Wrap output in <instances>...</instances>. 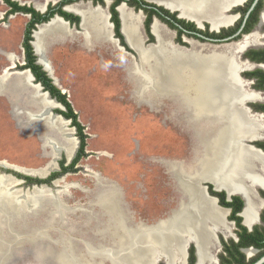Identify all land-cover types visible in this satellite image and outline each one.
Wrapping results in <instances>:
<instances>
[{"label": "rangeland", "instance_id": "374dc122", "mask_svg": "<svg viewBox=\"0 0 264 264\" xmlns=\"http://www.w3.org/2000/svg\"><path fill=\"white\" fill-rule=\"evenodd\" d=\"M14 1L42 12L49 4L61 0ZM69 8L86 10L90 7L87 3H75L66 8L74 12ZM7 10L0 0V174L12 178L6 186L2 183L3 193L9 188L28 193L37 185H30L25 178H49L53 172L60 171L59 163L63 159L69 166L76 158L79 140L71 122L57 113L64 110L63 106L53 103L39 86L34 85L32 74L20 69L24 64L22 44L30 15H6ZM140 15L134 18L144 49H155L173 38L168 27L156 20V41L149 42L143 29L144 17ZM37 30L34 37L37 57L45 56L52 79L67 95L88 138L86 156L78 162L74 172L61 175L50 186H37L48 187L51 195L47 191L49 197L43 200V210L36 211L27 222L31 228H36L37 236L42 237V231H45L43 236L55 243L61 235L71 238L78 247L84 242H101L104 251L99 262L113 264L110 254L117 253L120 233L108 230L111 226L109 216L97 201L100 191L108 187L117 189L119 204L129 225L153 226L167 220L183 199L174 170L184 168L192 159L196 142L185 127L180 104L177 121L170 118L169 108L173 102L177 103V98L171 99L168 95V66L163 64L160 68V76L166 85L159 87L158 82L152 81L140 84L136 80V75L140 74L130 73V66L139 63L137 52H128L114 42L97 39L89 24L76 27L57 17ZM255 39L256 36L246 39V48L257 45ZM239 53L241 51L236 55ZM236 55L234 63L238 67L235 73L243 83L238 74L250 67L238 62ZM14 84L18 85L17 89L12 87ZM247 88L263 98L255 101L257 104H264V90L256 92L254 84H248ZM261 124L262 137L253 138L258 141H264V118ZM255 175L263 180L264 168L255 165ZM247 182L254 184L251 179ZM258 189L251 190L255 194L256 214L261 208L260 212L264 210V204L256 194ZM58 203L60 213L56 210ZM8 219L14 223L12 216ZM257 219L256 216L250 226L258 225ZM208 226L213 245L208 248L204 264H216L214 260L217 262L221 248L219 236L229 239L230 230L234 232L235 226L230 225L229 232L212 230L213 226ZM103 228L107 229L104 237L103 232L102 236L96 233ZM8 236L5 232L2 238ZM45 238L42 242L54 244ZM33 251L34 247L25 243L24 251L14 256L10 264H35ZM182 253L185 259V248ZM165 255L162 251L155 255L154 264H167ZM181 256L174 264H182Z\"/></svg>", "mask_w": 264, "mask_h": 264}, {"label": "bare ground", "instance_id": "6f19581e", "mask_svg": "<svg viewBox=\"0 0 264 264\" xmlns=\"http://www.w3.org/2000/svg\"><path fill=\"white\" fill-rule=\"evenodd\" d=\"M154 1L171 9L179 10L185 17L208 18L216 27L229 22L228 19L222 17V12L228 5L232 7V3H237L239 0ZM205 8H210V12L207 13ZM70 10L83 18V25L88 26L89 24L90 30L95 32L96 37L107 38L106 32L108 33V31L103 28L101 12L85 9ZM121 14L126 38L130 46L138 52L140 58L138 65L131 68V73L134 76L136 72L140 74L136 75V80L140 84L152 81L151 83L158 82V86L161 87V84L166 85L167 83L160 76V68L163 64L168 66V95L171 99L177 98V103L173 102L172 107L169 108L170 118L177 121L179 114L177 106L180 104V112L187 118V121L189 119V124L196 126L195 134L199 139V149L196 163L193 166L191 165L188 169L181 168V166L174 170V176L187 195V200H181L178 208L171 213L168 219L156 225H129L127 217L124 216L120 207L117 189L108 187L100 191L97 201L109 216L111 226L108 230L111 233H120L116 244L117 253L110 254V258L113 264H154V256L162 251L164 255H167H165L167 264L168 260L169 264H174L182 254L185 242H187L185 240L195 236L199 264H204V260L208 257V248L213 245L211 229L208 224L213 226L212 230L217 228L223 231L229 230V225L227 219L224 220L227 212L216 208L215 203L213 204L202 193L198 183L203 181L201 179L213 180L214 177H219L227 180L228 183L223 186L229 191L227 192H242L247 200L248 208L247 210L245 208L246 212L245 210L243 212L246 218L244 223L252 224L256 217L253 212L255 204L249 191L244 189V182L251 179L253 182L264 184V181L258 178L254 172L255 161L262 162V166H264V154L248 147L245 143L250 139L253 140L252 138L262 136L263 126L261 118L252 116L249 110L248 112L244 109V104L247 100L254 101L263 98L260 94L246 91L245 87L248 84L241 83L236 77L237 73L235 72L238 66L234 63L231 48H226L223 51L206 52V50H202V52L185 54L174 48L168 39L167 43L163 45L160 43L155 49L145 50L141 47L137 19L128 14L125 9L121 10ZM154 30L156 33V27ZM247 45L248 42L238 48L244 49ZM34 46L37 52V45L34 44ZM41 56H39V64L43 65L52 77L48 61L45 56ZM192 60L195 61V65L191 63ZM54 81L57 84V81ZM52 102L54 103L53 100ZM217 183L218 188L222 186L219 182ZM3 194V198H0L1 205L10 206L11 210L17 211H22L30 196L28 195L23 200L21 194L15 196L17 194L10 189ZM38 194L39 196H30L35 205L41 204L43 200L47 199L45 196H48V193L44 195L43 191H38ZM19 204L20 207H17ZM56 210L61 212L59 206ZM20 222L19 226L12 222L2 226L4 231L0 232V235L4 236L5 232L9 234L8 238L4 239L5 242L16 244L14 238L17 235L23 236L36 231V228L29 229L25 225L26 221L20 220ZM102 232L104 237L107 229L96 231L98 235L100 233V236H102ZM10 234H14V236L11 237ZM41 235L42 237L38 236L36 240L32 241L35 254L32 259L35 264H45L47 259H52L48 264H101L99 261L103 259L104 251L101 242H84L82 247H78L71 238L61 235L57 240V245L62 248L57 250L53 248L52 244L46 241L42 242L45 237L43 234ZM49 240L52 242L51 239ZM17 242L18 245L24 243V241ZM6 245L4 244L5 247ZM1 247L3 246L0 243V249Z\"/></svg>", "mask_w": 264, "mask_h": 264}, {"label": "flooded vegetation", "instance_id": "af4514ba", "mask_svg": "<svg viewBox=\"0 0 264 264\" xmlns=\"http://www.w3.org/2000/svg\"><path fill=\"white\" fill-rule=\"evenodd\" d=\"M61 1H63V0H61ZM135 1H137V0H124L115 7V10L117 11L118 17H119V22H120L119 33H120L122 39L120 37H118V35L116 33V26L112 20L111 9H112V5L115 3V0H104L103 4L95 3L93 0H87V1L80 0V1L74 2L72 4L87 3L90 8H88L86 10H91L93 12H98V11L101 12L103 15V18H102L103 28L107 29L108 36L111 37L110 38L111 40L108 39V36H107V38H104L103 36L96 37V38L97 39H100V38L106 39L107 42H114L119 46V48H123L124 50H126L128 52H133V51L137 52V51L130 46V44L126 38V35L124 33V22H123V18H122V14H121V10H123V9H125V11L132 16H135V15L141 16L140 14H143V17H144L143 29H144L145 35L147 36L148 41L151 43H154L156 41V37H155L156 35L154 32V25L156 24V20H159L162 24H165L168 27V30L171 34L172 33L174 34L173 38L171 37L169 39V41L173 44V45L172 44L171 45L173 47L175 46L174 48L177 47L176 49L179 48L178 50H180L182 53L191 54L193 52H202V50H206V52H210V51H214V50L223 51L226 48L232 47L231 49L233 50V58H234L236 53L241 51V53L236 55L237 61L240 62L241 64H247L250 68L240 71L239 77L243 83L254 84L255 89L257 90L256 92L262 93V91L264 90V0H262V3H263L262 7L259 4L260 3V0H259L257 5L254 7V9L251 11V13L248 16H247V14H248L249 10L252 8L255 0H239L237 3H232L233 8L230 11H227V9L230 6V5H228L223 10L222 17L225 19H228L229 22L226 24H220L216 27H214L212 25L210 19H208V18L196 19V18H189V17H185V16H180L179 15L180 11L176 10V9H171V8L168 9V15H166V14L162 13V11L159 9V7H162V8H164V7L158 5V2H156V1L151 2L149 0H144L147 2L148 5L143 3L142 7H140L141 6V5H139L140 3H135ZM241 1H243V3L239 4ZM72 4H70V5H72ZM53 5H55V4H53ZM70 5H66L63 9L80 18V23L78 25H74L76 27H79L83 18L78 13L76 14L74 12H70L69 10H66V8ZM234 5H236V6H234ZM8 10H10L9 7H8ZM8 10H7V12H8ZM150 10H155L158 13V15H160L162 18H164L165 20L168 21V24L165 23L164 21H162L158 16L153 15L152 22L150 24V33H148L146 31L145 23L147 22L149 15L151 13ZM165 10H167V9H165ZM204 10L207 13L210 12V8H205ZM46 11H47V9L45 11H42V13H44ZM18 13H21V12H17L15 14H18ZM57 17L62 18L58 15H56L54 18H57ZM62 19H64V18H62ZM50 22L37 25L36 30L38 29L39 26L42 28L45 25H48ZM64 22L69 23L70 25H73L70 22L66 21L65 19H64ZM106 25H107V28H106ZM26 28H27V26H26ZM36 30H34V32H33V41L31 43L33 48H34V52L36 50L35 46H34L35 32L37 33L40 29L37 31ZM253 36H256L255 40L257 42V45L249 46L248 48H244V50L241 48H238V47H240V45H243L244 43L247 42L246 39L253 37ZM152 37H153V39H152ZM141 47H142V44H141ZM145 50H147V49H145ZM137 54H138V52H137ZM35 55L37 56L36 52H35ZM139 61H140V58H139ZM37 63H39L38 57H37ZM25 64H26V57H25V53H24V64L22 66H24ZM39 65L41 66V64H39ZM22 66H21V68H22ZM134 66H136V64L130 66V73H131V68ZM44 69L45 68L43 66V70ZM22 71H29L31 73V71L29 69H25ZM44 71L47 72L46 70H44ZM47 75L52 79V77L48 73H47ZM54 82L55 81L53 80V83ZM34 83L40 84V83H37L36 80L34 81ZM245 90L250 92L247 87H245ZM255 101L257 102L260 100H254V101L247 100V101H245L244 109L247 111H248V109H250V112L249 111L248 112L251 115L253 114L252 116H259L262 119V118H264V104H259V103L257 104ZM188 121H189V119H188ZM188 121H187V118L184 117L185 127L188 131H191L192 140L196 143H195V148H194V155H193L192 159H190V161L186 164V166H185L186 168L184 167L185 169H188L191 165L193 166L196 163V156H197V152L199 149V139L197 138V136L195 134L196 126L193 124H189ZM261 137L262 136H259V139ZM255 143H258L257 145H255L256 147H258L264 151V149L262 147H260V143L264 144V141H257ZM245 147H247V146L245 145ZM257 164L262 166V162H260V161H255V165H257ZM262 167L264 168V166H262ZM201 180H205L204 182L201 183V185L206 189L207 193L209 195H211L212 197H216L218 199V205L220 207L227 209V210H225L227 212V215L224 217V220H225V218L227 219V224L229 225V230L231 229L230 225L234 224V226H235L234 232L230 230V233H231L230 236L231 237L229 239H225L221 235L219 236V239H220L219 242H220L221 248H220V250H218L219 253L216 257L217 262H215L216 264H219V262H220L219 255L222 253L221 238L224 240H233L235 243H238L239 237L236 233L238 229L236 227L235 222L229 220V216L232 214L233 209L231 207L222 206L221 205L222 197L220 195H217V194H221V193L226 194L224 202H231L233 200V197H235V196L241 197L240 195H242L245 198V195L242 192H230V193H238L240 195H237V194L229 195L227 193V191H228L227 188L223 187L225 184L228 183V181L221 179L219 177H214L213 180H211V179H201ZM248 180H245L244 184H247L246 182ZM262 181H264V178ZM212 182H214L216 185ZM217 182H219L222 186H220L218 188ZM260 183L261 182H254V184H250V186L252 188L256 184H257L256 186H260L256 194H257V197H259V199L264 204V198L260 194V191H264V189L261 188V187L264 188V184H260ZM252 188H251V190H252ZM244 189H245V187H244ZM181 190H182V196H183L182 200L183 201L187 200V198H188L187 195L183 192L182 188H181ZM251 190L250 191L248 190V191L251 194V199L253 201L254 197H253V193ZM253 191H254V188H253ZM241 199H242V197H241ZM245 200H246V198H245ZM243 202H244V206H243L242 211L239 213V215L242 217L243 222H244V220L246 222V218L244 216L245 213L243 214V210L245 207V201L243 200ZM246 203H247V200H246ZM213 204H214V202H213ZM254 204H255V209H253V212L256 214L257 204L256 203H254ZM214 206H215V204H214ZM216 208H218V207H216ZM247 208H248V206H246V210H247ZM246 210H245V212H246ZM260 210L256 214V216L258 218V213H259V217H260L259 224L254 225L253 230H249V227L244 225V223L242 222L243 225L249 230V232L254 231L256 226H263L264 225L262 220H261V214L264 210L262 212H260ZM253 221H256V217ZM247 225L250 226L251 224H247ZM229 230H225V231L229 232ZM192 246L194 247V255L196 258L195 264L197 262V259H198V264H199V255H197V247L195 246L194 243H192L189 246V248H187V251L185 252L186 253L185 259H184V254L182 253V256H181V258H182L181 263L182 264H188L189 258H190L189 250ZM243 250L244 251L247 250V251L243 252ZM240 251L246 256L247 260H251L253 258H256L260 254V250L253 247V246L241 248ZM34 256H35V254H34Z\"/></svg>", "mask_w": 264, "mask_h": 264}, {"label": "trees", "instance_id": "16d2710c", "mask_svg": "<svg viewBox=\"0 0 264 264\" xmlns=\"http://www.w3.org/2000/svg\"><path fill=\"white\" fill-rule=\"evenodd\" d=\"M4 3L10 8L6 15H12L17 12H21L24 14L30 15V21L27 25L24 40H23V48L26 57V64L22 66V70L29 69L33 74L37 83L43 87V91L49 93L52 98L56 99L58 103H60L64 110L58 111L57 113L61 115L63 118L69 120L71 122L72 127L76 130V135L79 140V147L76 154V158L72 161L69 166L65 165V160L63 159L60 165V171L53 172L51 176L46 179H33L32 177H26L25 180L28 181L30 185H48L50 186L52 182L58 179L61 175L66 173H71L75 171V167L78 162L86 156L85 150L87 147V138L88 136L85 134V127L79 122L78 114L74 111L72 104L68 100V97L62 90L57 87L53 80L47 75V72L43 70V67L37 63V56L35 55L34 48L32 46L33 41V32L36 30V26L43 23L50 22L56 15L64 18L66 21L70 22L73 25H78L80 23V18L72 13L65 11L63 8L66 5H70L74 2L80 0H63L55 5L50 4L47 8V11L42 13L35 9L32 6L21 5L19 2L14 0H3ZM87 1V0H85ZM95 3H104V0H93ZM124 0H115V3L112 5V20L116 26V33L118 37H121L119 33L120 22L118 13L115 10V7ZM135 3H140V7H142L143 3L148 5L144 0H137ZM260 6L262 7L263 3L260 0ZM162 13L168 15V10H165L162 7H159ZM147 11V10H146ZM150 15L145 23L146 31L150 33V24L152 22L153 15L158 16L162 21L168 24V21L162 18L155 10H150ZM153 39V37H152ZM123 42V41H122ZM258 143H255L257 145ZM260 147L264 149V144L260 143ZM261 196L264 198V191H260ZM222 197L221 205L224 207H231L233 209L232 214L229 216V220L235 222L237 227V235L239 237V242L235 243L233 240H224L221 238L222 243V253L219 255V264H253L257 259L264 255V225L256 226L254 231L249 232V230L243 225L242 217L239 213L242 211L244 202L239 196L233 197L231 202H224L225 193L217 194ZM261 220L264 224V211L261 214ZM255 247L260 250V254L258 257L253 258L251 260H247L246 256L240 251L241 248L246 247ZM190 258L188 264H195L196 258L194 255V247L192 246L189 250Z\"/></svg>", "mask_w": 264, "mask_h": 264}, {"label": "water", "instance_id": "95a60500", "mask_svg": "<svg viewBox=\"0 0 264 264\" xmlns=\"http://www.w3.org/2000/svg\"><path fill=\"white\" fill-rule=\"evenodd\" d=\"M258 1L259 0H255V2H254V4H253V6H252V8L249 10V12H248V14H247V16L251 13V11L254 9V7L257 5V3H258ZM243 3V1H241L239 4H242ZM158 5H160V6H163L165 9H170V8H168L167 6H165V5H163V4H159L158 3ZM234 6H236V5H234ZM233 8V6L232 7H229L228 9H227V11H230L231 9ZM172 11V10H171ZM179 15L180 16H182V13L180 12L179 13ZM62 21H64V19H62ZM83 24V19H82V21H81V25ZM39 64V63H38ZM45 70V69H44ZM27 72H29V71H27ZM33 76V75H32ZM238 76H239V74H238ZM240 78V77H239ZM32 81H35V78L34 77H32ZM55 83V85L57 86V84H56V82H54ZM35 86H39L42 90H43V87L40 85V84H34ZM13 88H15V89H17L18 88V85L16 84H14L13 86H12ZM58 87V86H57ZM44 93H46L47 95H48V97L51 99V100H53V101H55L57 104H60V103H58V101L56 100V99H54V98H52L51 97V95L49 94V93H47V92H45L44 91ZM64 93V92H63ZM61 105V104H60ZM62 106V105H61ZM247 108V107H246ZM249 111H250V109H248ZM65 119V118H64ZM263 119V118H262ZM65 120H67V119H65ZM259 139H253V140H249V141H247L245 144L248 146V147H251V148H253L255 151H259V152H261L262 154H264V151L262 150V149H260V148H258V147H256L255 146V142H257ZM262 178H264V175L262 176ZM11 179L12 178H9V177H7V176H5V175H1L0 174V193H1V195H0V198L2 199L3 198V196H4V194H3V192H4V190H5V188H4V186H6V184H8L9 182L8 181H11ZM205 180H203V181H201V182H198L199 183V187H200V189H201V191H202V193L206 196V198H208V199H210L211 201H213L214 203H215V205H216V207H218L219 209H222V210H227V209H225V208H223V207H220L219 205H218V199L216 198V197H212L211 195H209L208 193H207V191H206V189L201 185V183L202 182H204ZM2 183H3V185H2ZM247 184H244V187H245V189L247 190H249L250 191V184H249V182H246ZM255 187H260V186H253V188H255ZM262 189H264L263 187H261ZM11 191H13L15 194H17V195H15V196H18V195H20L21 194V196H22V199L23 200H25L27 197H28V195H38L39 196V194L38 193H35V192H37V191H40V192H44L45 194L44 195H46L47 194V191H48V193L50 194V191H49V188L48 187H44V186H42V187H34V189H33V191H31V192H28V193H21V192H19V191H17V190H15V189H13V188H9ZM256 190V189H255ZM228 193V192H227ZM253 193V192H252ZM229 195H232V194H237V195H240V194H238V193H228ZM51 195V194H50ZM30 196H29V201H28V203L25 205V207L22 209V211H20V212H18L17 210H11V208H10V206L8 207V206H5L4 204L3 205H1V203H0V229H1V231L0 232H2L3 233V231H4V227H2V226H4L6 223H8L9 224V222H10V219H8L9 217H11L12 216V218H13V222H14V224L16 225V226H19L20 224H21V222H20V220L21 221H26V225L29 227V229H31L32 230V228L29 226V224H28V218L30 217V216H33V215H35V213H36V211H39V210H43V208H44V205H45V201H43L41 204H37V205H35V203H33L32 202V200L30 199ZM241 197H242V199L245 201V207H244V210H245V208H246V200H245V198L242 196V195H240ZM46 198L47 197H49V196H45ZM253 197H255V194H253ZM57 205V204H56ZM33 206V207H32ZM57 206H60V204L58 203V205ZM17 207H20V204L17 206ZM38 209V210H37ZM244 210H243V212H244ZM9 214H12V215H9ZM258 219H259V221H260V217H259V215H258ZM244 223V222H243ZM244 225H246L245 223H244ZM247 226V225H246ZM249 227V230H253V227H250V226H248ZM43 233L42 234H45V231H42ZM32 233L33 232H31V233H26L25 235H23V236H19V235H17L16 236V238H14V241H16V244H9V243H7V242H5L6 240H4V238H2V236H1V239H0V241H1V244H2V246L3 247H1V249H0V264H10V262H11V260H12V258L14 257V256H16V255H19L21 252H23L24 251V248H25V243H28V244H30V245H33V243H32V241H34V240H36V238L38 237L37 236V234H33L32 235ZM48 239H49V237H47ZM17 241H24V243H22V244H19L18 245V242ZM185 241H187V242H185V246H184V248H185V252L187 251V246H188V244L189 243H194L195 244V246L197 247V245H196V239H195V236H192V237H188V240H185ZM57 242V241H56ZM58 243V242H57ZM57 243H55L54 242V244H53V248H55V249H57L58 247H59V249H61L62 247L60 246V245H57ZM4 244H7L6 245V247L4 246ZM58 250V249H57ZM243 252H245L244 250H243ZM197 255H198V250H197ZM52 260V259H51ZM51 260H49V259H47V261L45 262V264H48V263H50L51 262ZM196 264H198V259H197V262H196ZM253 264H264V255L261 257V258H259L257 261H255Z\"/></svg>", "mask_w": 264, "mask_h": 264}]
</instances>
